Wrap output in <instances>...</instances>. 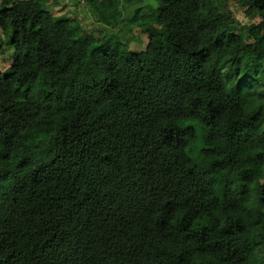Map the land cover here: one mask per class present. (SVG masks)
<instances>
[{"label": "trees", "instance_id": "obj_1", "mask_svg": "<svg viewBox=\"0 0 264 264\" xmlns=\"http://www.w3.org/2000/svg\"><path fill=\"white\" fill-rule=\"evenodd\" d=\"M58 2L0 0V264H264V0Z\"/></svg>", "mask_w": 264, "mask_h": 264}, {"label": "rangeland", "instance_id": "obj_2", "mask_svg": "<svg viewBox=\"0 0 264 264\" xmlns=\"http://www.w3.org/2000/svg\"><path fill=\"white\" fill-rule=\"evenodd\" d=\"M146 3H150L156 6V0H146ZM133 7L134 6H132L131 8L126 7L123 10L124 17L122 22L118 26L109 28L108 33L110 34V41L113 45L119 40L125 41L127 39V27L129 26L128 19L130 14L132 13ZM230 7L242 24H249L252 22V19L245 15V8L243 6L238 3H230ZM45 9L53 12L54 14L69 13L72 16L78 15L85 28H90L96 24L94 18L91 16V13H89V9L78 0H59L57 6L49 5L46 6ZM121 27H124L125 29L121 31ZM131 33L132 36L129 38L131 41L130 46L133 50H142L144 47H146L148 43V36H146L143 29H136L134 32L131 31ZM6 48V53L2 58V64L0 65V76L1 74H4L6 72V70L13 62V48L7 46Z\"/></svg>", "mask_w": 264, "mask_h": 264}, {"label": "clouds", "instance_id": "obj_3", "mask_svg": "<svg viewBox=\"0 0 264 264\" xmlns=\"http://www.w3.org/2000/svg\"><path fill=\"white\" fill-rule=\"evenodd\" d=\"M69 1V0H68ZM79 2H81L82 4H84V2H85V0H78ZM59 3V2H58ZM144 4H148V3H144ZM50 6H53L51 3L49 4ZM48 5V6H49ZM58 5V4H57ZM132 14H130V16H131ZM130 16H129V19H130ZM123 17H124V15H123ZM129 19H128V22H129V26L127 27V30H128V37H127V39L125 40V41H128L129 42V46H130V43H131V41H130V38L129 37H131L132 36V33H131V31L132 32H134L136 29H143L144 30V32H145V34H146V36H148V42H149V40H150V38H149V34H148V31H147V29L145 28V27H133V25H132V23L129 21ZM122 20H123V18H122ZM122 20L120 21V23L122 22ZM119 23V24H120ZM118 24V25H119ZM117 25V26H118ZM155 26L156 27H158V28H161L162 30H164L165 31V33L167 34L168 33V28H167V26L165 25V24H155ZM125 28L124 27H121V31H123ZM125 41H122V42H125ZM148 46V43H147V45H146V47ZM146 47H144L142 50H144ZM130 49L132 50V51H140V50H133L132 48H131V46H130ZM4 57V56H3ZM13 63V62H12ZM12 65V64H11ZM10 65V66H11ZM9 66V67H10Z\"/></svg>", "mask_w": 264, "mask_h": 264}]
</instances>
